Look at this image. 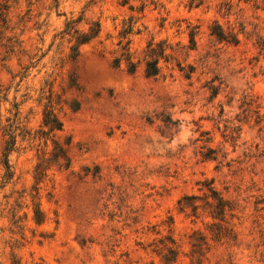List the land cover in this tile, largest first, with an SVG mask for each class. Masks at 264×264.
<instances>
[{
  "label": "rangeland",
  "instance_id": "374dc122",
  "mask_svg": "<svg viewBox=\"0 0 264 264\" xmlns=\"http://www.w3.org/2000/svg\"><path fill=\"white\" fill-rule=\"evenodd\" d=\"M0 8V264H194L201 235L202 264H264V4L0 0ZM96 21L98 36L73 58L75 30ZM216 24L239 42L219 40ZM150 40L168 47L156 77L145 74ZM50 100L63 130L46 136ZM9 124L17 143L6 167ZM68 138L70 167H51L37 184L39 157ZM205 180L234 207L221 240L211 212L178 206L204 196ZM172 247L178 256L168 263Z\"/></svg>",
  "mask_w": 264,
  "mask_h": 264
},
{
  "label": "trees",
  "instance_id": "16d2710c",
  "mask_svg": "<svg viewBox=\"0 0 264 264\" xmlns=\"http://www.w3.org/2000/svg\"><path fill=\"white\" fill-rule=\"evenodd\" d=\"M255 3L264 4V0H248ZM133 8V7H131ZM5 8H0V19L5 20ZM74 20L69 23L68 32H71L74 29ZM100 32V23L93 22L91 28L87 32H81L80 30H75L74 40L75 43L72 46V57L76 58L80 53V46L90 42L92 39L96 38ZM212 33L218 37L221 41H226L231 44H237L239 42L238 37L235 34H228L224 29L216 24L213 27ZM190 41L192 46H195V32H191ZM129 42L127 43V45ZM167 45L165 41L154 42L150 40L147 44L144 60H145V74L148 77H156L161 71V61H168L169 55L166 53ZM125 60L128 63V70L134 72L137 68L138 62H135L132 59V54L129 49L126 48L125 54L123 55ZM121 61L120 57L115 58V65H119ZM1 125V123H0ZM43 125L47 130L43 131L44 135H49L51 132L63 130V122L57 115L54 110V105L50 100L49 103L45 106L43 113ZM3 135L5 138V143L3 146V154L5 156V166L10 167L8 156L11 151H13L17 143V135L15 133L14 126L12 124L4 125ZM53 149L49 155L44 153L39 157V161L35 167V179L38 184L44 177L47 176V172L51 167H61L67 169L70 167L71 158L68 154V147L70 144V139L68 138L65 143H60L58 140L53 139ZM202 188H204V196H199L195 194L185 195L178 201V206L181 211H185L187 208H191L192 214L198 216V209L204 208L206 211L211 212L212 216L215 219H218L219 222L216 223L219 225L217 231V240H221L224 237L227 238L232 233V228L228 225L227 214L230 212L231 217H234L233 211L234 207L231 201L225 199V197L218 191L213 185L212 180H205L202 183ZM38 190V187H36ZM199 201H203V204L200 205ZM35 220L37 223H43L45 219L44 212L39 206V203L35 201ZM198 233V232H197ZM193 250L191 253V261L194 264H202L205 251L208 250L209 244L206 241V238L201 235L199 238L196 236L193 237ZM169 257L166 258L168 263L174 262L178 256V251L176 248L172 247L168 252ZM14 264H19V261H16ZM38 264V263H37ZM42 264V263H41Z\"/></svg>",
  "mask_w": 264,
  "mask_h": 264
}]
</instances>
